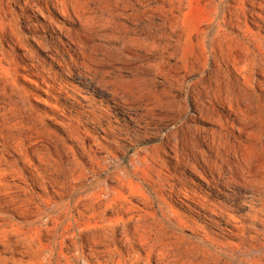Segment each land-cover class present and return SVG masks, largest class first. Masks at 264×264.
<instances>
[{
    "label": "rangeland",
    "instance_id": "1",
    "mask_svg": "<svg viewBox=\"0 0 264 264\" xmlns=\"http://www.w3.org/2000/svg\"><path fill=\"white\" fill-rule=\"evenodd\" d=\"M0 264H264V0H0Z\"/></svg>",
    "mask_w": 264,
    "mask_h": 264
}]
</instances>
